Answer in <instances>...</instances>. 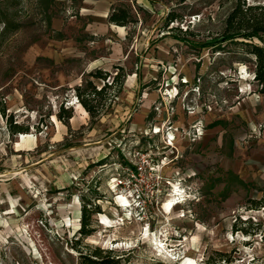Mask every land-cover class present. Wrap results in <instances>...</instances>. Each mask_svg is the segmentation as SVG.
<instances>
[{"label": "rangeland", "instance_id": "rangeland-1", "mask_svg": "<svg viewBox=\"0 0 264 264\" xmlns=\"http://www.w3.org/2000/svg\"><path fill=\"white\" fill-rule=\"evenodd\" d=\"M156 1L130 13L104 80L83 57L30 51L56 37L59 8H8L21 27H0V264H79L97 247L120 264H264V206L248 201L264 195V93L247 51L264 34L220 41L234 0ZM117 67L120 89L92 116L77 88L111 83ZM10 120L27 132L10 134ZM83 200L99 207L87 236Z\"/></svg>", "mask_w": 264, "mask_h": 264}, {"label": "trees", "instance_id": "trees-1", "mask_svg": "<svg viewBox=\"0 0 264 264\" xmlns=\"http://www.w3.org/2000/svg\"><path fill=\"white\" fill-rule=\"evenodd\" d=\"M24 0H0V27L1 32L6 33L8 31H17L20 29V22H13L9 18L8 8L10 6L21 8ZM110 22L117 25H126L132 21L131 14L128 9L124 7L114 8L108 15ZM175 16L173 13L167 15V21H173ZM223 29L220 34V41L233 40L237 38H244L252 40L253 38H258L263 41L262 35L264 34V0L262 2L249 3L247 0H234L233 5L227 12L224 21ZM179 37V36H177ZM206 45V44H204ZM254 56V79L260 85V92L264 93V42L261 44L256 42H250L249 48L247 50ZM118 70L113 76V81L111 83H106L100 87L96 88L95 84L91 79L87 80V87L89 92H81L80 88H77V97L80 103L86 111H88L92 116L97 115L99 112L97 110L94 100L97 96L102 95L107 88H112L114 85L118 86L117 91L120 89V85L123 81V70L121 67H117ZM109 76L108 71L96 68L89 72L90 78H101L106 79ZM64 112L65 114H62ZM58 113V117L61 120L68 119L72 116V110H64ZM0 113L5 115V109L2 107ZM8 131L10 134L27 132L28 127L12 122L11 120L7 123ZM252 203L253 208H259L264 206V195L259 200L250 199L248 200ZM94 212H99L98 205L92 206L86 200H83L81 206V217H80V236H87L91 233L90 217ZM244 233H248V230L243 228H238ZM120 256H115L112 249H102L95 248L89 253H81L79 264H120ZM223 259V258H222ZM226 261V259H223ZM206 262L210 263L208 260Z\"/></svg>", "mask_w": 264, "mask_h": 264}, {"label": "crops", "instance_id": "crops-1", "mask_svg": "<svg viewBox=\"0 0 264 264\" xmlns=\"http://www.w3.org/2000/svg\"><path fill=\"white\" fill-rule=\"evenodd\" d=\"M47 1L55 10H60L59 15H51L48 21L56 37H47L43 48H39L40 44L36 43L30 51L54 62L83 57L85 71L93 68L106 69L110 62L117 59V42L122 44L127 28L126 25L109 21L108 15L114 8L124 7L133 13L138 12V9L152 11L159 5L157 1L151 3V0ZM80 45L86 49H82Z\"/></svg>", "mask_w": 264, "mask_h": 264}, {"label": "bare ground", "instance_id": "bare-ground-1", "mask_svg": "<svg viewBox=\"0 0 264 264\" xmlns=\"http://www.w3.org/2000/svg\"><path fill=\"white\" fill-rule=\"evenodd\" d=\"M119 201H120L121 204L124 205V206L129 205V202H128V200H127L125 197H121V198L119 199ZM170 203H171V202H170Z\"/></svg>", "mask_w": 264, "mask_h": 264}]
</instances>
